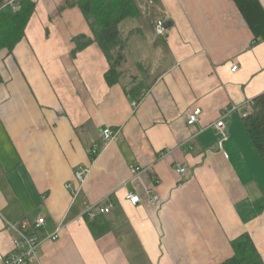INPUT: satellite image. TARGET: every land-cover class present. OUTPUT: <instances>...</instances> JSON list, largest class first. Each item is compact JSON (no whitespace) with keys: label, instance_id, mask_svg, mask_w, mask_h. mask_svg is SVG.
<instances>
[{"label":"crops","instance_id":"crops-1","mask_svg":"<svg viewBox=\"0 0 264 264\" xmlns=\"http://www.w3.org/2000/svg\"><path fill=\"white\" fill-rule=\"evenodd\" d=\"M31 1L23 39L0 51V254L14 250L10 226L43 218L33 232L38 260L28 264H222L243 234L264 263V208L255 207L264 167L237 113L224 121L227 139L215 129L225 107L264 93V41L253 44L234 1L131 0L126 63L113 86L96 43L73 54L75 37L92 38L79 7ZM133 80L135 110L124 93ZM195 109L199 121L187 126ZM104 128L119 131L118 141L104 142ZM89 167L80 187L74 173ZM108 198L111 212L89 220L85 205Z\"/></svg>","mask_w":264,"mask_h":264},{"label":"trees","instance_id":"trees-1","mask_svg":"<svg viewBox=\"0 0 264 264\" xmlns=\"http://www.w3.org/2000/svg\"><path fill=\"white\" fill-rule=\"evenodd\" d=\"M16 1V8H12L8 0H0V51L7 54L23 39L35 9L31 0ZM233 1L252 33L253 44L264 41V11L258 0ZM73 5L79 7L92 33V38L77 36L72 40L75 46L73 54L96 43L108 61L109 68L105 74L108 86L117 84L123 75L126 47L131 35V32L123 34L119 26L135 17L134 4L131 0H70L65 7ZM124 93L137 101L141 86L133 80L124 87ZM251 102L252 112L242 119V126L264 167V93ZM263 205L264 198L256 202L255 207L261 211ZM231 247L233 256L222 264H264L249 235H241L231 242Z\"/></svg>","mask_w":264,"mask_h":264},{"label":"built area","instance_id":"built-area-1","mask_svg":"<svg viewBox=\"0 0 264 264\" xmlns=\"http://www.w3.org/2000/svg\"><path fill=\"white\" fill-rule=\"evenodd\" d=\"M8 5L12 8H16V0H8ZM168 28L162 21H157L154 26V33L157 37L165 38L167 36ZM237 69L236 66L231 68V72H235ZM139 101H133L131 106L135 110L139 106ZM252 112V102L247 101L241 106H228L225 107L220 115L219 121L215 124V129L219 133L220 139H227V129L225 128L224 121L233 113H237L241 119L246 118ZM201 115L200 109H195L191 114L187 116L186 124L187 126H193L199 121ZM101 138L106 143L116 142L119 139V131H114L110 128H104L100 132ZM100 149L94 144L89 150V159L91 164H93L97 157L99 156ZM90 170L89 168H78L74 173V179L77 184L81 187L85 182L86 176ZM143 170L140 168H133L132 174L138 176ZM176 173L179 176L185 174V169L178 167ZM67 189H70L71 186L67 185ZM147 195L150 197L152 202H157V197L153 194L152 190L147 191ZM125 200L129 202L132 206H138L140 204V198L133 194L128 193L125 196ZM113 208V203L108 198L99 204L94 205H85L84 213L89 220H94L96 217V212L99 210L102 214H109ZM44 219L40 218L33 224H28L27 222H21L18 226H10V228L16 233L17 237L13 241L14 250L9 255L0 254V264H28L36 262L38 260V247L39 243L33 232L40 229L44 225ZM58 231L49 237L50 240H57Z\"/></svg>","mask_w":264,"mask_h":264},{"label":"rangeland","instance_id":"rangeland-1","mask_svg":"<svg viewBox=\"0 0 264 264\" xmlns=\"http://www.w3.org/2000/svg\"><path fill=\"white\" fill-rule=\"evenodd\" d=\"M126 25H127V23L125 21L122 22L121 25L119 26L120 31H122L124 26H126Z\"/></svg>","mask_w":264,"mask_h":264}]
</instances>
